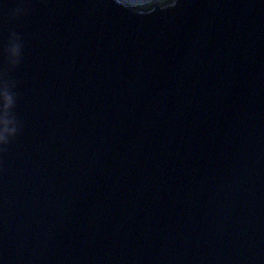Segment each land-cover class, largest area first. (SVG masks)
<instances>
[{
	"label": "water",
	"instance_id": "95a60500",
	"mask_svg": "<svg viewBox=\"0 0 264 264\" xmlns=\"http://www.w3.org/2000/svg\"><path fill=\"white\" fill-rule=\"evenodd\" d=\"M151 1L0 0V264H264V0Z\"/></svg>",
	"mask_w": 264,
	"mask_h": 264
},
{
	"label": "clouds",
	"instance_id": "9594fccd",
	"mask_svg": "<svg viewBox=\"0 0 264 264\" xmlns=\"http://www.w3.org/2000/svg\"><path fill=\"white\" fill-rule=\"evenodd\" d=\"M123 3L125 5V7H127L128 9H130L131 11H133L134 13H136L137 15H140V16H144V14H138L136 12V9L138 7H142L143 4L145 3V0H123ZM178 5V0H172L171 4L168 5V4H165V5H157L155 6L154 8L150 9V14L154 13L157 9V7H159V9L161 11H165V10H169L171 9L173 11V13L175 14V12L179 11V8L177 7ZM26 11V9H22V8H17L14 12V14H20L21 12H24ZM149 14V15H150ZM13 35H17V36H20L18 33L16 32H12L11 33V36ZM9 44H10V40L8 42V46L6 48V51H7V54H8V63H9ZM21 59H22V54H21ZM21 59H20V62H21ZM19 62V63H20ZM8 69L6 68L2 73H0V77H8ZM6 99L10 102L11 98L10 97H6ZM7 104H5V108H7ZM6 130V129H5Z\"/></svg>",
	"mask_w": 264,
	"mask_h": 264
},
{
	"label": "bare ground",
	"instance_id": "6f19581e",
	"mask_svg": "<svg viewBox=\"0 0 264 264\" xmlns=\"http://www.w3.org/2000/svg\"><path fill=\"white\" fill-rule=\"evenodd\" d=\"M120 2L123 3V0H120ZM166 2H167V1H166ZM166 2H165V1L162 2V1H160V0H159V1H151V2L148 3V6H149V7H155V5H156V6H157V5L162 6V5H164ZM123 4H124V3H123Z\"/></svg>",
	"mask_w": 264,
	"mask_h": 264
}]
</instances>
